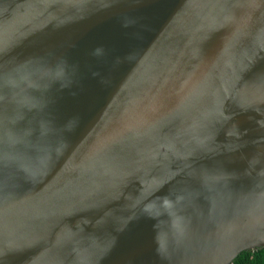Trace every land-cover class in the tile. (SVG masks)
<instances>
[{"label":"water","instance_id":"water-1","mask_svg":"<svg viewBox=\"0 0 264 264\" xmlns=\"http://www.w3.org/2000/svg\"><path fill=\"white\" fill-rule=\"evenodd\" d=\"M262 248L264 0H0V264Z\"/></svg>","mask_w":264,"mask_h":264},{"label":"clouds","instance_id":"clouds-1","mask_svg":"<svg viewBox=\"0 0 264 264\" xmlns=\"http://www.w3.org/2000/svg\"><path fill=\"white\" fill-rule=\"evenodd\" d=\"M126 26L127 25H125V27ZM98 51L99 50H95L93 55H96ZM98 75H99V73H93L94 77L98 76ZM101 82H103V81H101ZM68 130L71 131L72 129L69 128ZM182 200H183L182 196H177L175 198V201L169 199L168 197H164L163 198V207H164L165 211L167 212V214L170 217H174L173 220H172V226H173V229L176 231L178 236H183V234H184L183 221H184L185 218L180 213H174L173 210L175 209L176 204L177 203H181ZM156 243H157V254L162 259L166 258L165 257L166 249L161 245L158 236L156 238Z\"/></svg>","mask_w":264,"mask_h":264},{"label":"trees","instance_id":"trees-1","mask_svg":"<svg viewBox=\"0 0 264 264\" xmlns=\"http://www.w3.org/2000/svg\"><path fill=\"white\" fill-rule=\"evenodd\" d=\"M232 264H264V248L240 253Z\"/></svg>","mask_w":264,"mask_h":264}]
</instances>
